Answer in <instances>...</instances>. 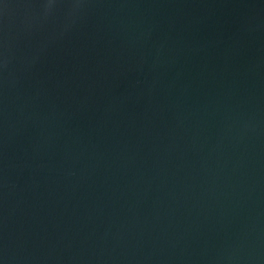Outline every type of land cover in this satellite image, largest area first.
Segmentation results:
<instances>
[{
	"label": "water",
	"instance_id": "water-1",
	"mask_svg": "<svg viewBox=\"0 0 264 264\" xmlns=\"http://www.w3.org/2000/svg\"><path fill=\"white\" fill-rule=\"evenodd\" d=\"M0 264H264V0H0Z\"/></svg>",
	"mask_w": 264,
	"mask_h": 264
}]
</instances>
